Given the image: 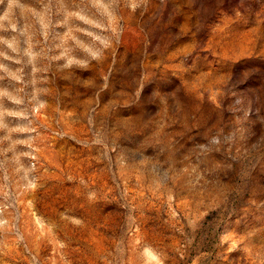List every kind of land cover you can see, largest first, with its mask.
Returning <instances> with one entry per match:
<instances>
[{"label": "rangeland", "instance_id": "rangeland-1", "mask_svg": "<svg viewBox=\"0 0 264 264\" xmlns=\"http://www.w3.org/2000/svg\"><path fill=\"white\" fill-rule=\"evenodd\" d=\"M0 264H264V0H0Z\"/></svg>", "mask_w": 264, "mask_h": 264}]
</instances>
